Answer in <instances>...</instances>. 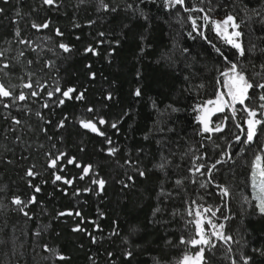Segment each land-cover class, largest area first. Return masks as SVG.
I'll list each match as a JSON object with an SVG mask.
<instances>
[{
	"label": "trees",
	"instance_id": "obj_1",
	"mask_svg": "<svg viewBox=\"0 0 264 264\" xmlns=\"http://www.w3.org/2000/svg\"><path fill=\"white\" fill-rule=\"evenodd\" d=\"M104 3L108 10L100 0H56L53 6L0 0V83L12 92L0 97V264H181L202 247L181 239L199 238L190 221L205 208L232 237L225 243L212 236L215 247L204 246L205 264H244L242 257L264 264V214L252 183L264 124L250 143L239 127L247 128L245 107L264 120V89H249L234 116L228 106L216 111L211 126L220 124V132H202L197 120L220 88L231 101L232 73H222L233 63L249 82L264 83V0ZM205 14L215 21L235 18L239 28L229 31L241 32L243 56L202 19ZM33 23L49 26L37 30ZM69 88L75 91L64 97ZM20 94L26 99H15ZM81 121L96 124L98 132ZM217 160L223 162L207 173ZM194 161L206 166L204 175L189 171ZM97 179L105 181L103 189ZM17 197L25 203L14 204ZM203 227L211 233L209 224Z\"/></svg>",
	"mask_w": 264,
	"mask_h": 264
},
{
	"label": "snow or ice",
	"instance_id": "obj_2",
	"mask_svg": "<svg viewBox=\"0 0 264 264\" xmlns=\"http://www.w3.org/2000/svg\"><path fill=\"white\" fill-rule=\"evenodd\" d=\"M43 3L45 5H49V6H53L56 3V0H43ZM100 3L102 4L103 8L105 10H108V5L106 3H104V0H100ZM167 3L171 6H175V5H181L183 6L184 4V0H167ZM0 11H2V9H0ZM112 11H115V9L113 8ZM185 11H199V12H204L203 8H193V9H185ZM209 11H211V9H209ZM189 19L192 22V27L193 30L197 29V22L196 19H193L192 17H189ZM202 19L205 22H210L212 25H214V28L217 32L218 35L223 36L226 39V42L228 44H230L232 47H234L235 49L238 50L239 54L241 56L244 55V49L241 45V43L238 41V39L242 34L239 31H232L231 33L228 32V28L231 27L233 29H238L239 25L235 22V18L232 15H228L223 21H215V20H211V17H209L207 14H205ZM48 23H44V24H40L37 25L35 23H33L32 27L40 30L42 28H48ZM202 35V33H200ZM16 35L19 36L20 33L19 31L16 32ZM57 35H62V33L59 32V30H57ZM100 35L102 36L103 33H100ZM20 43H29L27 41L24 40H20ZM59 47L61 49H63L65 52L69 51V47L66 44L61 43L59 45ZM86 51L88 52H93V54H95L94 49L89 47L86 49ZM217 52H219V49H217ZM22 54V53H21ZM0 55H2V53H0ZM30 63V62H29ZM3 67L7 68L8 65L5 64ZM230 72L232 73L231 77H230V90H229V95L231 97L232 100V105L231 107L233 108V116L235 115V109H234V105L235 103H240L241 105L244 104L245 100L248 99V92L249 89H252L254 86L260 89H264V83H259L254 85L253 83L249 82V80L246 78V76L243 74L242 71H238L237 70V65L235 63H233L231 65L230 68ZM227 75V74H225ZM24 87L27 88H31L32 85L29 84H25ZM56 91H60L59 88L56 89ZM75 89L69 88L67 91H64L62 93V95L64 97L67 98H71V93L74 92ZM31 95L36 96L38 95V93L36 91L31 92ZM49 96L52 95V93L50 92L48 94ZM135 95L136 96H140L141 92L140 89H136L135 91ZM12 96V92L2 83H0V97H10ZM77 100H81L83 99V93H80L78 96L75 97ZM260 100L264 101V95H261ZM15 99H18L20 101H23L26 99V96L24 94H20L18 97H16ZM108 99H111V96L108 97ZM61 104L64 103L63 100L60 101ZM207 105H213L214 107L211 109H208L207 107H205L202 111V114L200 116L197 117V120L202 124V132L204 133H214V132H220L222 131V127L220 124H216L215 126H210V121H209V115L211 114V112L214 111H224L225 106H228L227 101H223L221 96H217L216 100H208L206 102ZM45 107H47V105H44ZM5 107H7V105H5ZM262 109H264V104H262L260 106ZM89 111H91V109H89ZM175 111V109H174ZM244 111H246L248 113V119L246 121L247 123V130H246V139L244 141V143H250L253 141L254 137L257 134V127L259 125L264 124V120L261 119H257V112L255 110L249 109L247 107L244 108ZM16 123H20L19 120L16 121ZM99 124H104L105 121L103 119H100L98 121ZM81 125L82 127H84L85 129H90L93 132H98V129L96 127V124L92 123L91 121H81ZM61 127L63 126V122H61ZM112 127L115 128L116 124H112ZM101 135H103V133H100ZM237 140L240 139L239 136H237L236 138ZM111 141H109L110 143ZM116 150L115 149H109V154L114 153ZM203 157H196V160H202ZM73 161L69 160V163H72ZM222 160H217L216 163L212 164L210 167H207L206 171L207 173H211L213 171V169L216 168V164L222 163ZM57 161L55 159L52 160L51 162V166L55 167L56 166ZM160 168L164 167V164H161L159 166ZM205 165L203 163L200 164H196L195 161L193 162V168H190L189 171L195 173H199L200 175H204L205 172H202L201 169H205ZM91 170V165L87 166V167H83L82 171L85 175H87ZM27 175L29 176H34L36 175V173H34L33 171L29 170ZM141 176L144 175L143 172L140 173ZM252 176H253V183L254 185L259 186L260 188V192L261 195L259 197L260 199V203L258 205L259 207V211L264 214V156H260L257 155L255 157V162L253 165V172H252ZM62 177L57 175L55 177L56 181L61 180ZM81 179H83V177H81ZM55 182V181H54ZM195 182V181H193ZM65 183H71V181L66 180ZM93 183L97 184L99 186L100 189H103L104 185H105V181L103 179H97V180H93ZM182 181L181 180H177L176 184L179 185L181 184ZM204 185L202 184L201 187H203ZM36 191L39 192L40 189L39 187L36 188ZM221 194L224 197H227L229 195V191L227 188H221ZM35 202V197L32 198L31 201H29V203ZM13 203L16 205H21L24 204L25 202H23L20 198H14ZM195 203V202H193ZM26 206V204H25ZM21 211H23V208H21ZM157 211H159V209H157ZM204 212H210L212 216H215V211H213L210 208L204 209ZM25 215H28V213H24ZM65 213H60V215H64ZM68 215H71L72 213H67ZM190 216L193 215V211H189L188 213ZM76 215H80V213H76ZM195 219L193 221H190V223H193L196 227V235L199 237L197 238H193L190 239L188 241H185L183 239H181V243H189L193 246H202L199 248V250L195 253L194 256L189 257V256H185L184 260H183V264H205V259H204V251H205V247L208 248H212L215 247V244L212 242L211 237L215 236L217 239L224 241L225 243H229L232 241V237L231 236H227L223 233V229L225 227L224 224H219L218 226L213 223L211 221V219H208L207 221H205L203 214L201 213V211L196 210L195 211ZM225 219H227V217H225ZM207 223L210 225L212 232L209 234L208 232H206V230L203 227V224ZM76 231H79L81 229H79V227H77L76 229H74ZM264 254V253H262ZM127 255H131V253L129 252ZM59 259H64L63 256H59ZM244 260V264H249V260L251 259L250 257L248 258H243ZM233 264H235V261H233Z\"/></svg>",
	"mask_w": 264,
	"mask_h": 264
},
{
	"label": "rangeland",
	"instance_id": "obj_3",
	"mask_svg": "<svg viewBox=\"0 0 264 264\" xmlns=\"http://www.w3.org/2000/svg\"><path fill=\"white\" fill-rule=\"evenodd\" d=\"M228 32L229 33H231L230 31H229V28H228ZM237 39V38H236ZM238 41L240 42V40H239V38H238ZM241 43V42H240ZM229 90H230V81H229V83H228V92H229ZM224 94V93H223ZM225 95V94H224ZM229 97H230V95H229ZM227 98V97H226ZM223 100V99H222ZM228 100V99H227ZM230 100H231V97H230ZM224 101V100H223ZM230 103H231V105H232V100L229 102V100H228V107H229V109H230V111H232V107H231V105H230ZM236 104V103H235ZM208 109H211V108H213L211 105H209V106H206ZM226 107V106H225ZM264 110V109H263ZM216 111H214V112H211V114L209 115V121H210V126H211V117H212V115L215 113ZM262 117L264 118V111L262 112ZM246 127H247V123H246ZM246 130H247V128L246 129H244L243 128V134L245 133L246 134ZM260 156H264V149H263V153H261L260 154ZM252 183H253V176H252ZM253 185H254V183H253ZM254 195H255V198L257 199V202L258 203H260V199H259V197H260V195H261V192H260V188H259V186H258V184L257 185H254ZM208 213V212H207ZM206 213V214H207ZM206 214H205V216H204V219H205V221H207L208 220V218H207V216H206ZM211 229V228H210ZM212 232V231H211ZM189 257H192V256H189ZM183 260H184V258H183ZM183 260L181 261V264H183Z\"/></svg>",
	"mask_w": 264,
	"mask_h": 264
},
{
	"label": "water",
	"instance_id": "obj_4",
	"mask_svg": "<svg viewBox=\"0 0 264 264\" xmlns=\"http://www.w3.org/2000/svg\"><path fill=\"white\" fill-rule=\"evenodd\" d=\"M228 72H230V70L223 72L222 75H223V74H226V73H228ZM219 84H220V82H219ZM219 93H220V96L222 97V99H223L224 101H227V104H228V100H227L226 96L223 94V92L221 91V88H220V92H219ZM239 127H240V130H241L242 134H243V127H242V126H239ZM242 134H241V136H242ZM205 209H207V208H205ZM202 214H203V216H205L206 212H203ZM209 226H210V225H209ZM210 228H211V227H210ZM211 231H212V229H211Z\"/></svg>",
	"mask_w": 264,
	"mask_h": 264
}]
</instances>
